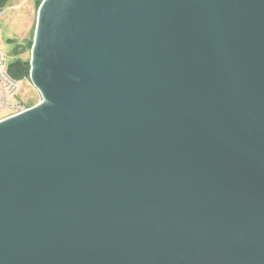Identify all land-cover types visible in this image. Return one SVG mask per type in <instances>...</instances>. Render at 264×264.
Returning <instances> with one entry per match:
<instances>
[{"label":"water","instance_id":"obj_1","mask_svg":"<svg viewBox=\"0 0 264 264\" xmlns=\"http://www.w3.org/2000/svg\"><path fill=\"white\" fill-rule=\"evenodd\" d=\"M0 122V264H264V0H44Z\"/></svg>","mask_w":264,"mask_h":264},{"label":"rangeland","instance_id":"obj_2","mask_svg":"<svg viewBox=\"0 0 264 264\" xmlns=\"http://www.w3.org/2000/svg\"><path fill=\"white\" fill-rule=\"evenodd\" d=\"M38 10L35 0H11L2 11L0 49L11 59L18 56L23 60H31L32 49L28 48V44L34 40ZM20 98L28 108H34L42 102L40 93L30 80L25 83ZM3 116L0 114V118Z\"/></svg>","mask_w":264,"mask_h":264},{"label":"built area","instance_id":"obj_3","mask_svg":"<svg viewBox=\"0 0 264 264\" xmlns=\"http://www.w3.org/2000/svg\"><path fill=\"white\" fill-rule=\"evenodd\" d=\"M10 61L11 58L0 49V114L4 115L0 118V122L31 109L20 98L28 80L17 81L9 75Z\"/></svg>","mask_w":264,"mask_h":264},{"label":"trees","instance_id":"obj_4","mask_svg":"<svg viewBox=\"0 0 264 264\" xmlns=\"http://www.w3.org/2000/svg\"><path fill=\"white\" fill-rule=\"evenodd\" d=\"M44 0H35L37 9L40 8L42 2ZM11 2V0H0V13L7 7V5ZM33 42H30L28 44V48L32 49ZM17 54V51H16ZM30 72H31V65L30 61L23 60L18 56H13L9 63L8 67V73L9 75L17 81H23V80H30Z\"/></svg>","mask_w":264,"mask_h":264}]
</instances>
